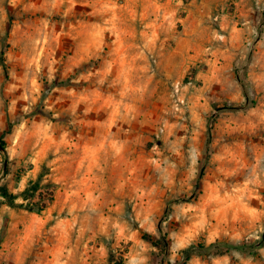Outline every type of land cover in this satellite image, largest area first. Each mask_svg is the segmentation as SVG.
Instances as JSON below:
<instances>
[{"label": "rangeland", "instance_id": "obj_1", "mask_svg": "<svg viewBox=\"0 0 264 264\" xmlns=\"http://www.w3.org/2000/svg\"><path fill=\"white\" fill-rule=\"evenodd\" d=\"M4 45L0 184L44 179L76 160L77 140L96 143L84 153L92 184L71 186L68 238L83 264H152L142 232L158 226L162 264L192 243L261 237L264 0H0ZM238 74L255 104L218 109L245 101ZM41 183L46 203L64 185ZM8 224L0 264H31L7 254L23 233L16 223L4 247ZM184 264H264V246Z\"/></svg>", "mask_w": 264, "mask_h": 264}, {"label": "crops", "instance_id": "obj_2", "mask_svg": "<svg viewBox=\"0 0 264 264\" xmlns=\"http://www.w3.org/2000/svg\"><path fill=\"white\" fill-rule=\"evenodd\" d=\"M76 142L75 146L79 148L76 160L63 163L61 166L58 165L56 169L52 168L42 179V182L54 184L62 182L64 185L62 187L55 186L51 202L47 203L41 212L29 211L23 206H10L6 203H0V229L3 216L7 215L10 219L4 236V243L2 241L4 247L7 240H10V232L13 226L18 222L23 226L19 244L14 245L7 252V254H11L12 250L15 251L16 262H24L28 257L31 258V264H83L86 262L79 256L74 257L72 255L74 245L73 241L68 238L71 226L78 215L77 207H79V204H76L75 207L71 202L73 192H75L71 186L84 184L85 188L88 189L92 184L94 164L89 158L85 160L84 153L95 147L96 143H86L83 139ZM35 176V173H28L21 176L17 185L6 184L7 188L13 193H18L25 188L30 180H34ZM77 194L82 200L87 196L82 188L78 189ZM0 199H3L2 196ZM20 200L21 197L16 198V202H20ZM4 247L2 249L5 252Z\"/></svg>", "mask_w": 264, "mask_h": 264}, {"label": "trees", "instance_id": "obj_3", "mask_svg": "<svg viewBox=\"0 0 264 264\" xmlns=\"http://www.w3.org/2000/svg\"><path fill=\"white\" fill-rule=\"evenodd\" d=\"M4 50L5 45L0 49V64L2 65V68L4 70L5 78H7ZM237 78L242 85L245 101L239 106L223 105L218 107V109H248L255 104V100L251 98L248 93L244 78H242L239 74L237 75ZM12 126L13 122L9 120L7 122V129L5 130V132H9ZM3 144V141L0 139V147H3ZM41 178L42 176L41 174H39L36 179L29 181L25 188H23L18 193L9 191L5 183L0 184V196H2L3 198L0 199V203H6L10 206H23L29 211L41 212L48 203H46L45 198L42 197L40 192V187L41 185H43L41 183ZM49 185V183H45L43 186L49 187ZM49 194L50 197H48V201H51L52 193ZM18 197H21L22 201L16 202V198ZM142 237L148 239L151 242V245L156 248L151 258L152 264H162L163 258L167 255L168 252L167 234L161 230L160 226H158V235L142 232ZM262 246H264V231L262 232L259 239L253 241L232 242L226 239H216L207 244L203 242H196L180 250L179 258L175 260V264H184L194 255L206 259L217 255L229 254L233 249L240 250L241 252H244L246 254L257 256L258 249ZM109 260L110 262L113 260V258H111V255L109 257ZM117 264H122V260L119 259L117 261Z\"/></svg>", "mask_w": 264, "mask_h": 264}, {"label": "built area", "instance_id": "obj_4", "mask_svg": "<svg viewBox=\"0 0 264 264\" xmlns=\"http://www.w3.org/2000/svg\"><path fill=\"white\" fill-rule=\"evenodd\" d=\"M177 87V86H176Z\"/></svg>", "mask_w": 264, "mask_h": 264}]
</instances>
